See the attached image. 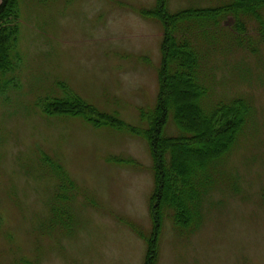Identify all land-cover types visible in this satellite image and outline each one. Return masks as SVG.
I'll return each instance as SVG.
<instances>
[{
  "label": "rangeland",
  "instance_id": "rangeland-1",
  "mask_svg": "<svg viewBox=\"0 0 264 264\" xmlns=\"http://www.w3.org/2000/svg\"><path fill=\"white\" fill-rule=\"evenodd\" d=\"M221 0H169L168 10ZM156 0H17V54L0 74V264H143L153 190L146 142L81 116H48L67 93L145 130L155 108L162 26L141 12ZM199 42L206 111L247 100L254 116L211 174L205 220L178 234L165 220L157 264H264V44ZM230 39V38H229ZM197 44V45H198ZM171 121V119H170ZM169 121V122H170ZM167 136H176L168 124ZM73 188L63 189L58 167ZM61 214V222L57 215Z\"/></svg>",
  "mask_w": 264,
  "mask_h": 264
},
{
  "label": "trees",
  "instance_id": "trees-1",
  "mask_svg": "<svg viewBox=\"0 0 264 264\" xmlns=\"http://www.w3.org/2000/svg\"><path fill=\"white\" fill-rule=\"evenodd\" d=\"M168 2L156 0L152 11L141 12L144 18L162 26L156 104L149 117L141 113L142 119L149 120L147 129L132 127L115 114L100 112L71 92L65 98L53 99L43 109L48 116H81L94 127L124 130L146 142L153 173L148 201L152 231L146 239L143 264H157L165 220L178 234L194 233L201 227L207 198L215 190L211 174L231 154L254 116L245 99L219 104L211 111L203 108L206 90L200 76L206 72L199 42L205 40L203 45L208 44L213 31L224 28L222 23L232 17L233 34L227 39L235 46L246 49L251 41L247 37L249 26L264 44V0H221L214 7L191 6L174 13L169 12ZM16 10L17 0H0V74L13 71L19 60L17 54L11 58L18 39V29L13 24ZM169 121L176 136L166 135ZM58 169L59 174H55L60 177L61 187L73 188L62 168ZM62 218L58 214L57 222Z\"/></svg>",
  "mask_w": 264,
  "mask_h": 264
}]
</instances>
